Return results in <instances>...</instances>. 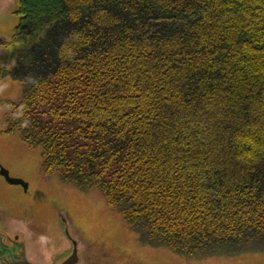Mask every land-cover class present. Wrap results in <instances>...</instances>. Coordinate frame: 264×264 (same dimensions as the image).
<instances>
[{
    "label": "trees",
    "instance_id": "trees-1",
    "mask_svg": "<svg viewBox=\"0 0 264 264\" xmlns=\"http://www.w3.org/2000/svg\"><path fill=\"white\" fill-rule=\"evenodd\" d=\"M9 134L142 245L264 253V0H19ZM84 244V241H82Z\"/></svg>",
    "mask_w": 264,
    "mask_h": 264
},
{
    "label": "rangeland",
    "instance_id": "rangeland-1",
    "mask_svg": "<svg viewBox=\"0 0 264 264\" xmlns=\"http://www.w3.org/2000/svg\"><path fill=\"white\" fill-rule=\"evenodd\" d=\"M18 6L19 0H0V165L29 188L24 192L0 177V209L13 213L8 217L18 214L44 219L45 234L51 239L64 235L61 220L67 219L73 235L90 251L85 256H91L93 264H264V253L188 259L142 245L98 190L82 192L44 171L41 151L30 148L19 134H9L5 122L10 103L21 100L23 91L19 83L3 74L17 58L19 46L10 39L19 22L15 14Z\"/></svg>",
    "mask_w": 264,
    "mask_h": 264
},
{
    "label": "flooded vegetation",
    "instance_id": "flooded-vegetation-1",
    "mask_svg": "<svg viewBox=\"0 0 264 264\" xmlns=\"http://www.w3.org/2000/svg\"><path fill=\"white\" fill-rule=\"evenodd\" d=\"M2 168L0 165V177L8 183L1 176ZM17 187L24 191L22 186ZM12 214L0 209V264H93L91 256H85L90 251L84 244L81 247L82 241L73 235L67 219H60L64 235L51 239L45 234L44 219L18 214L8 217Z\"/></svg>",
    "mask_w": 264,
    "mask_h": 264
},
{
    "label": "water",
    "instance_id": "water-1",
    "mask_svg": "<svg viewBox=\"0 0 264 264\" xmlns=\"http://www.w3.org/2000/svg\"><path fill=\"white\" fill-rule=\"evenodd\" d=\"M1 176H3L10 185L22 186L25 191H28V188H29L28 184H26L24 181H21V180L12 179L10 177L9 172L6 171L3 168H2V171H1Z\"/></svg>",
    "mask_w": 264,
    "mask_h": 264
}]
</instances>
